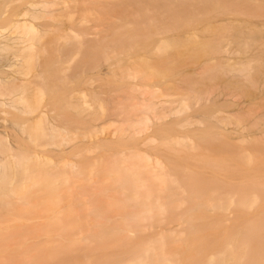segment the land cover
Wrapping results in <instances>:
<instances>
[{
  "label": "bare ground",
  "instance_id": "bare-ground-1",
  "mask_svg": "<svg viewBox=\"0 0 264 264\" xmlns=\"http://www.w3.org/2000/svg\"><path fill=\"white\" fill-rule=\"evenodd\" d=\"M0 264H264V0H0Z\"/></svg>",
  "mask_w": 264,
  "mask_h": 264
},
{
  "label": "rangeland",
  "instance_id": "rangeland-1",
  "mask_svg": "<svg viewBox=\"0 0 264 264\" xmlns=\"http://www.w3.org/2000/svg\"><path fill=\"white\" fill-rule=\"evenodd\" d=\"M73 67H75V66H73ZM89 69V68H88ZM94 84L95 85H98L99 84V81L97 80V82L96 81H94Z\"/></svg>",
  "mask_w": 264,
  "mask_h": 264
}]
</instances>
